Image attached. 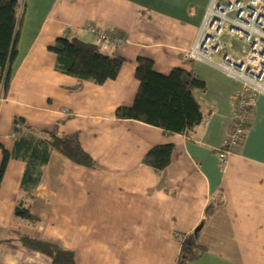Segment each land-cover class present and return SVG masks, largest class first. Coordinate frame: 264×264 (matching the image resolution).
<instances>
[{"label": "crops", "instance_id": "1", "mask_svg": "<svg viewBox=\"0 0 264 264\" xmlns=\"http://www.w3.org/2000/svg\"><path fill=\"white\" fill-rule=\"evenodd\" d=\"M210 2L24 1L12 76L6 93L0 91V165L3 150L10 154L0 184V264H52L15 242L13 234L69 250L75 264H175L180 236L198 226L205 251L193 264H264V95L257 96L245 136L221 169L216 151L232 125L239 83L184 57ZM89 24L125 41L102 44L85 30ZM65 36L122 58L117 77L97 85L59 71L49 48ZM139 57L152 60L157 73L180 68L204 83V89L192 91L203 120L189 134L166 135L155 126L116 118L118 107L133 104ZM14 117L37 137L51 130L77 133L93 166L51 150L28 197L20 187L26 164L11 155ZM167 144L172 145L167 167L157 171L142 162L151 148ZM18 203L34 223L14 215ZM210 203L215 206L204 217Z\"/></svg>", "mask_w": 264, "mask_h": 264}, {"label": "trees", "instance_id": "2", "mask_svg": "<svg viewBox=\"0 0 264 264\" xmlns=\"http://www.w3.org/2000/svg\"><path fill=\"white\" fill-rule=\"evenodd\" d=\"M18 5L19 0H0V91L3 95L8 89L17 53ZM49 49L56 55V68L59 71L97 85L115 79L124 62L120 57L103 54L96 44L66 36L57 38ZM135 78L139 85L133 104L130 107H118L116 118L155 126L166 135L189 134L202 122L200 105L193 98L192 91L202 90L205 86L191 73L173 68L166 75L160 74L154 71L152 60L139 57L136 59ZM11 132L15 139L11 155L26 164L20 187L28 197L32 195L31 188L37 183L40 168L46 163L51 150L77 165L91 167L94 164L80 145L77 133L62 134L51 130L41 132L40 137H37L36 131L26 126L20 117L13 118ZM171 153V144L156 146L145 154L142 162L160 171L170 163ZM2 154L0 184L10 157L5 150ZM214 206L211 203L207 205L204 217L211 215ZM14 215L30 225L36 221L20 203L16 205ZM13 238L22 247L48 256L52 264H75L73 253L58 245L24 234H13ZM204 251L197 233L183 234L180 236V251L175 264H193Z\"/></svg>", "mask_w": 264, "mask_h": 264}, {"label": "built area", "instance_id": "3", "mask_svg": "<svg viewBox=\"0 0 264 264\" xmlns=\"http://www.w3.org/2000/svg\"><path fill=\"white\" fill-rule=\"evenodd\" d=\"M25 0H19L20 14ZM85 30L102 44H121L125 39L92 24ZM235 38L246 46L242 55L232 54L222 37ZM188 60L204 61L239 83L234 95V117L228 135L216 151L219 167L239 148L259 95H264V0H211L199 34L184 52Z\"/></svg>", "mask_w": 264, "mask_h": 264}, {"label": "rangeland", "instance_id": "4", "mask_svg": "<svg viewBox=\"0 0 264 264\" xmlns=\"http://www.w3.org/2000/svg\"><path fill=\"white\" fill-rule=\"evenodd\" d=\"M222 41L228 42L231 46V50L238 53L239 55H242L243 51L246 50V46L235 38H229L228 36L224 35L222 37Z\"/></svg>", "mask_w": 264, "mask_h": 264}, {"label": "water", "instance_id": "5", "mask_svg": "<svg viewBox=\"0 0 264 264\" xmlns=\"http://www.w3.org/2000/svg\"><path fill=\"white\" fill-rule=\"evenodd\" d=\"M199 229H200V226H198V227L194 230V233H198Z\"/></svg>", "mask_w": 264, "mask_h": 264}]
</instances>
